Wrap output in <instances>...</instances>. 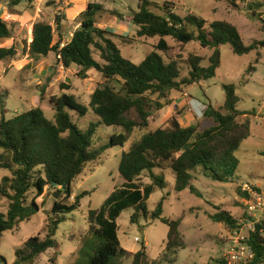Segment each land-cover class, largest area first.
<instances>
[{
  "label": "trees",
  "instance_id": "1",
  "mask_svg": "<svg viewBox=\"0 0 264 264\" xmlns=\"http://www.w3.org/2000/svg\"><path fill=\"white\" fill-rule=\"evenodd\" d=\"M150 4L149 0H141L131 16L132 23L137 27L138 37L159 38L153 50L139 63L122 55L109 36L116 34L96 25L95 15L104 9L101 3H86L84 10L78 15L79 25L68 41L63 35L54 40L55 31L60 27L59 17L54 21L55 27L42 20L34 22L28 46L31 55L47 56L53 52L64 68L79 66L80 77L85 78V71L94 69L104 79L117 81L119 88L108 83L95 88L88 105L66 92L56 97L51 96L50 102L54 109L52 118L46 117L40 107L15 113L10 117H6L2 113L4 110H1L0 168L8 170L9 175L0 179V196L7 198L9 203L7 211L0 212V238L4 231L12 230L40 210L37 199L46 186H52V183L57 187L64 185L63 198L68 200L72 195V181L83 172L85 165L98 160L105 148L115 145L123 147L134 129L146 128L153 111L162 107L160 100L167 99L170 91L214 77L220 65L221 45L229 44L237 55L256 50L258 46L264 48V40L244 44L237 27L229 21L208 22L191 12L181 16L174 11L173 4L169 1H164L161 12L157 13L150 8ZM259 7H264V2L253 0L248 4V9L253 14ZM10 37L11 24L0 16V39ZM166 37L181 44L197 42L203 48H213L208 64L201 65L200 56L189 54L188 74L180 77L177 61L163 57L162 53L165 54L170 49ZM16 50L13 45L0 46V63L13 56ZM258 62L257 52L254 64ZM255 70L252 63L246 71L251 73ZM222 88V104L214 107L209 103L202 114L203 118L212 119L214 126L201 130L197 124L182 126L176 117H171L167 127L148 131L132 141L126 150H122L118 164V172L123 178L121 186L106 199V211L91 209L88 213L89 230L99 238L100 243L88 255L87 264H117L115 259L127 254L132 257L130 264L156 263L148 259L144 243L136 252L127 251L120 246L117 218L123 209L130 206L135 208L131 222H138L141 212L144 217L159 219L167 225V252L183 247L179 231L180 219L163 217L162 201L158 202L154 210L147 209L146 203L150 195L156 189L164 187V179L154 174L153 169H171L175 174L174 189L178 192L189 188L195 193L190 182L193 179L191 170L196 166H201L204 174L215 181H228L235 175L239 161L234 152L250 135V120L246 116L243 120H238L248 113L237 109L239 97L235 86L223 84ZM152 95L156 96L155 99L151 98ZM65 108L80 115L86 114L90 109L98 116L99 124L120 126L123 132L112 134L108 143L96 148L93 136L97 124L81 130L72 122ZM144 172L149 174L151 182L139 187L136 180ZM30 192H34V195L28 202ZM88 193L83 190L75 195L72 203H65L62 199L54 200L45 236H30L26 239L16 251V261L11 264L31 262L41 253L55 248L57 243L54 235L58 224L65 220V214L76 209L79 200ZM211 217L229 228L237 227L238 221L229 211L220 210ZM263 223L255 225L248 239L258 256L264 253V241L259 234ZM0 264H9L2 254ZM211 264L226 263L220 257Z\"/></svg>",
  "mask_w": 264,
  "mask_h": 264
},
{
  "label": "rangeland",
  "instance_id": "2",
  "mask_svg": "<svg viewBox=\"0 0 264 264\" xmlns=\"http://www.w3.org/2000/svg\"><path fill=\"white\" fill-rule=\"evenodd\" d=\"M68 7H80L86 2H98L104 7L95 15L96 25L116 35H109L120 49L123 56L134 63H139L153 50L158 37L144 38L136 34L137 27L132 23V12L137 10L141 0H66ZM150 8L160 13L164 1L173 4L174 11L184 16L188 12L194 13L207 20H226L234 24L244 44L264 40V7H259L253 14L248 4L253 0H149ZM264 2V0H256ZM5 0L0 2L4 5ZM47 15L39 13L38 19L51 23L59 17H65L62 10H55L57 6L53 0H40ZM36 4L33 0H13L11 18L3 14L4 19L11 24V37H18L19 42L14 46L16 53L0 63V115L1 110L6 117L15 113H22L29 109L40 107L46 117L52 118L54 109L50 102L51 96H59L66 92L85 104H89L90 95L97 87L108 83L118 89L117 81H108L101 73L94 69L85 71L86 77L79 76L80 67L71 65L64 68L55 54L47 56L31 55L28 51L27 39ZM42 10V9H41ZM57 12V13H56ZM59 12V13H58ZM31 16H26L27 14ZM9 18V19H8ZM12 18H16L14 21ZM56 34V31H55ZM67 37V34L65 38ZM57 36L54 35V40ZM170 49L162 53L163 57L174 59L180 68V77L187 76L189 65L188 55L195 54L202 58L201 65L208 64V57L213 48H203L197 42L181 44L170 37H166ZM259 62L254 64L256 54ZM95 58L98 56L94 54ZM255 66V71L247 73L249 64ZM223 84H233L239 97L237 109L247 112L238 120L248 117L250 120V135L244 139L234 154L238 159L235 175L228 181L220 182L207 177L201 166H196L191 173V184L195 188L192 193L189 188L175 191V174L171 169H153L154 174L164 179V187L156 189L147 200V209H155L162 201V216L170 219H180L179 231L183 247L174 252L165 250L168 227L159 219L144 217L140 212L138 222H131L134 207L123 209L117 218V234L120 246L130 252H136L145 244L148 259L155 264H211L224 254L233 229L224 223L215 222L212 215L220 210H226L238 221L243 229L242 220L247 216L243 202L242 185L248 184L258 189H264V48L258 46L256 50L243 55L233 53L229 44L220 46V65L215 76L200 83L183 86L180 90H172L167 99H161L162 107L155 109L149 117L146 128L134 129L124 146L105 148L98 160L87 163L83 172L72 181V195L66 200L61 187L46 186L43 194L37 199L40 210L29 220L21 221L12 230L3 232L0 238V254L11 264L16 261V251L30 236L43 238L50 221L49 211L52 202L56 200L53 192L60 190L57 199L65 203L75 201V195L83 190L89 193L82 197L76 209L65 214V220L58 224L54 239L55 248L41 253L31 262L22 264H87L88 255L99 245L100 240L89 230L88 213L91 209L106 211V199L121 186L123 178L118 172V164L122 150H126L132 141L148 131L159 127H167L169 119L176 117L182 126L197 124L199 129L214 126L212 119L203 118L202 114L207 104L218 107L224 101ZM155 95L151 98L155 99ZM71 120L81 130L91 124H97L93 136V145L103 147L109 142L112 134L123 132L120 126H106L99 124L98 116L90 109L84 115L65 108ZM9 175V171L0 168V179ZM151 182L147 172H144L136 183L139 187ZM34 192L28 193L30 202ZM8 199L0 196V212L5 213ZM245 232V231H243ZM131 255L120 256L115 259L117 264H130Z\"/></svg>",
  "mask_w": 264,
  "mask_h": 264
},
{
  "label": "built area",
  "instance_id": "3",
  "mask_svg": "<svg viewBox=\"0 0 264 264\" xmlns=\"http://www.w3.org/2000/svg\"><path fill=\"white\" fill-rule=\"evenodd\" d=\"M242 190L247 216L241 222L243 229L240 225L231 228L234 235L230 236L222 257L226 264H264V253L258 256L248 240L255 225L264 222V189L258 190L248 184H243ZM259 234L264 241V223Z\"/></svg>",
  "mask_w": 264,
  "mask_h": 264
},
{
  "label": "crops",
  "instance_id": "4",
  "mask_svg": "<svg viewBox=\"0 0 264 264\" xmlns=\"http://www.w3.org/2000/svg\"><path fill=\"white\" fill-rule=\"evenodd\" d=\"M3 0H0V2H2ZM12 2L13 0H5L4 5L1 6V10H0V16L4 19V15L10 16L11 18V10L13 9L12 7H9V2ZM35 2V0H33ZM42 1V0H41ZM54 3L57 5L55 7V10H62L63 11V15L65 16L61 21H60V27L59 29L56 31V36L57 38L59 37V35H63L64 37L67 34L66 40L68 41L72 35V32L78 27L79 25V20L80 18L78 17L79 13L84 10L85 5H82L80 7H71L69 5V3L67 4L66 0H53ZM36 2H38V4H36V12L34 13V19L32 21L31 24V28L34 24V22L40 20L38 19L41 18L39 16V13H42L44 15H47L49 12H47V10H45L44 7L40 6V0H36ZM87 3V2H86ZM42 9V10H41ZM57 13V12H56ZM59 13V12H58ZM26 16H31V14H27ZM9 19V18H8ZM14 21H17L16 18H12ZM49 23H51V20L49 21ZM32 38V29H30V33H29V38L27 39V46H29V43L31 41ZM19 38L16 37H10L7 39H0V46H5V47H10L11 45L14 46V44L16 45L19 41ZM16 48V47H15Z\"/></svg>",
  "mask_w": 264,
  "mask_h": 264
},
{
  "label": "water",
  "instance_id": "5",
  "mask_svg": "<svg viewBox=\"0 0 264 264\" xmlns=\"http://www.w3.org/2000/svg\"><path fill=\"white\" fill-rule=\"evenodd\" d=\"M52 186H53V187H56L57 185H56L55 183H52ZM60 187H61V189H63V188H64V185H62V186H60ZM58 193H60L59 190H56L55 192H53V197H54L55 199L58 198Z\"/></svg>",
  "mask_w": 264,
  "mask_h": 264
}]
</instances>
